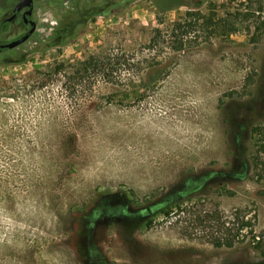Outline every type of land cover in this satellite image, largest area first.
<instances>
[{"label":"rangeland","instance_id":"rangeland-1","mask_svg":"<svg viewBox=\"0 0 264 264\" xmlns=\"http://www.w3.org/2000/svg\"><path fill=\"white\" fill-rule=\"evenodd\" d=\"M232 1L34 0L35 31L0 52V264L264 262L159 213L241 209L264 233V0ZM214 7L230 26L211 38L173 32ZM5 23L0 44L27 30Z\"/></svg>","mask_w":264,"mask_h":264},{"label":"trees","instance_id":"trees-1","mask_svg":"<svg viewBox=\"0 0 264 264\" xmlns=\"http://www.w3.org/2000/svg\"><path fill=\"white\" fill-rule=\"evenodd\" d=\"M77 17L80 16L77 15ZM180 20V23L174 26L173 32L181 29V26L189 27L195 25L197 27L201 26L209 31L211 34L209 38L217 33L218 28H227L230 26L223 16L218 15V11H216L215 7L212 8L208 15H202L199 12H187ZM61 22L62 21H60V24ZM6 25L5 22H0V31L3 30V28L5 29ZM259 25L260 29L264 30V19L259 21ZM63 30L64 28L60 27V29H56L54 33V36H60L62 40L57 43H49L48 46L54 47L57 46L58 43L63 44V42H65L63 39L66 38L67 33H63ZM226 30L228 31V29ZM2 51L3 50H0V52ZM92 64L93 59L80 62V65L86 67ZM63 66V63L58 64L47 76L51 78L61 74V72H63ZM251 138L254 142V146L257 147V154L253 158L254 165L257 168V166L261 164L259 154L264 153V127H253L251 129ZM228 194L232 193L228 192ZM186 206L187 205H185L183 201H176L163 206L159 213L165 220L171 219L174 224L180 225V227L183 228L184 236L191 238V233L188 231L189 228L197 229V231L206 238L207 242L216 248H232L236 244H248L254 252L264 258V233H258L256 231V215L249 217L247 211L241 209H236L232 213L226 214L220 210L217 205L211 208H202L199 212L191 211L189 210L191 208L189 207L188 209ZM143 226L145 229H150L152 227L151 219H146ZM256 264H264V262Z\"/></svg>","mask_w":264,"mask_h":264},{"label":"water","instance_id":"water-1","mask_svg":"<svg viewBox=\"0 0 264 264\" xmlns=\"http://www.w3.org/2000/svg\"><path fill=\"white\" fill-rule=\"evenodd\" d=\"M33 2L34 0H20L16 6L13 9V16L9 19L12 20L15 16L16 13L21 12L23 9H27L26 13L23 15L24 21L25 23H27L26 18L28 16H31L33 13ZM30 25V29L20 38L13 40L11 42L5 43V44H1L0 45V49H14L20 45H22L24 42H26L28 40V38L30 37V35L35 31L36 28V24L33 20H31L29 22Z\"/></svg>","mask_w":264,"mask_h":264},{"label":"flooded vegetation","instance_id":"flooded-vegetation-1","mask_svg":"<svg viewBox=\"0 0 264 264\" xmlns=\"http://www.w3.org/2000/svg\"><path fill=\"white\" fill-rule=\"evenodd\" d=\"M16 1H17V3H18L20 0H16ZM17 3H16V4H17ZM16 4H15V6H16ZM15 6H14V7H15ZM14 7L11 8L10 16H9L8 18H6L3 22H11V21L14 20L15 18L20 17V18H21L22 25H23L25 28H27V30L24 32V34H25V33L30 29L29 22H30V21L32 20V18H33V13H32L31 16H28V17L26 18L27 23H25L24 18H23V15L26 13L27 9H23L21 12L16 13L15 16H14V18H13L12 20L9 21V19L14 15V14H13V9H14ZM24 34H23V35H24ZM23 35H22V36H23ZM0 45H1V44H0ZM0 50H5V49H0Z\"/></svg>","mask_w":264,"mask_h":264}]
</instances>
